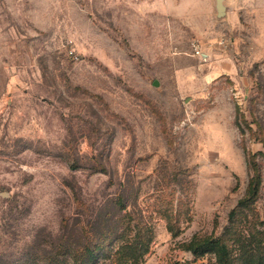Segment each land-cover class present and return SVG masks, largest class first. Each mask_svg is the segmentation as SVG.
Here are the masks:
<instances>
[{
  "label": "rangeland",
  "instance_id": "rangeland-1",
  "mask_svg": "<svg viewBox=\"0 0 264 264\" xmlns=\"http://www.w3.org/2000/svg\"><path fill=\"white\" fill-rule=\"evenodd\" d=\"M224 4L0 0V264L126 213L143 264H212L183 245L221 236L248 154L264 221V0Z\"/></svg>",
  "mask_w": 264,
  "mask_h": 264
},
{
  "label": "trees",
  "instance_id": "trees-1",
  "mask_svg": "<svg viewBox=\"0 0 264 264\" xmlns=\"http://www.w3.org/2000/svg\"><path fill=\"white\" fill-rule=\"evenodd\" d=\"M247 166L251 175L245 193L230 212L221 236H194L183 245L185 251L195 257L211 254L212 264H264V221L255 210L262 179L256 154H248ZM117 221L98 230L91 225L80 227L77 234L32 264H143L154 240L152 227L141 216L135 220L129 213Z\"/></svg>",
  "mask_w": 264,
  "mask_h": 264
},
{
  "label": "water",
  "instance_id": "water-1",
  "mask_svg": "<svg viewBox=\"0 0 264 264\" xmlns=\"http://www.w3.org/2000/svg\"><path fill=\"white\" fill-rule=\"evenodd\" d=\"M214 10H215V17L217 19H222L226 16L227 7L224 4V0H214ZM205 58V55L203 56Z\"/></svg>",
  "mask_w": 264,
  "mask_h": 264
},
{
  "label": "built area",
  "instance_id": "built-area-1",
  "mask_svg": "<svg viewBox=\"0 0 264 264\" xmlns=\"http://www.w3.org/2000/svg\"><path fill=\"white\" fill-rule=\"evenodd\" d=\"M197 54H198V52H197Z\"/></svg>",
  "mask_w": 264,
  "mask_h": 264
}]
</instances>
